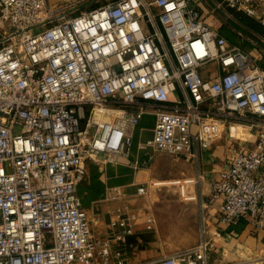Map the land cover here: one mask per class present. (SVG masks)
Segmentation results:
<instances>
[{
  "label": "built area",
  "instance_id": "1",
  "mask_svg": "<svg viewBox=\"0 0 264 264\" xmlns=\"http://www.w3.org/2000/svg\"><path fill=\"white\" fill-rule=\"evenodd\" d=\"M234 11L264 26V0H109L79 13L0 0V264H127L95 235L79 189L88 161L130 156L146 114L155 122L136 168L157 153L193 154L196 141L209 148L228 128L230 155L209 194L216 233L241 220L264 228V68L215 20L263 52L264 39ZM215 253L204 229L141 264H212Z\"/></svg>",
  "mask_w": 264,
  "mask_h": 264
},
{
  "label": "crops",
  "instance_id": "2",
  "mask_svg": "<svg viewBox=\"0 0 264 264\" xmlns=\"http://www.w3.org/2000/svg\"><path fill=\"white\" fill-rule=\"evenodd\" d=\"M234 13L241 22L264 39V26L257 18L243 12ZM215 22L221 25L231 44H238L250 52L264 68V52L259 47L250 39L239 36L230 24H220L217 19ZM209 68L217 70V65L210 64ZM154 122L153 114L143 117L136 129L130 156L119 155L115 162L109 163L88 161V174L80 185L79 192L93 221L95 235L108 239L114 250L123 252L127 264H141L143 261L181 250L182 246L198 243L206 229L207 234L215 239L216 252L219 253L222 248L225 251L234 244L244 245L257 251L256 254L264 264V228L256 230L248 220H241L230 226L222 235L216 233L220 205L218 202L210 203L209 194L212 182L219 177L223 162L230 155L233 140L228 128L225 127L227 133L209 148L202 147L196 141L193 154L176 156L171 153H157L152 161H146L136 168V160L139 157L146 158L145 152L139 154L138 141L152 135ZM231 129L235 135L244 137L248 128L237 124L232 125ZM162 159H170L172 162L166 163L165 174L162 173ZM161 178H165L163 181L168 178L176 185L163 186V190H167L165 192L182 194V188L183 191L187 189L193 194L194 204L187 206L181 201L167 202L164 208H160L158 203L148 196L149 192L138 191L142 185L147 190L149 183ZM183 182L185 187L181 185ZM188 183H193L192 188ZM110 187H113L117 196L112 201L106 196L110 193ZM164 211L171 212L170 218H182V221H178L177 230L163 229L165 234L168 231L174 236L171 239L166 238L160 229V215L165 216ZM118 214L121 215L120 218ZM149 217L153 218L151 227L148 225ZM188 218H194L195 221H189ZM114 221L122 222L114 224ZM170 242L178 243L170 245Z\"/></svg>",
  "mask_w": 264,
  "mask_h": 264
},
{
  "label": "rangeland",
  "instance_id": "3",
  "mask_svg": "<svg viewBox=\"0 0 264 264\" xmlns=\"http://www.w3.org/2000/svg\"><path fill=\"white\" fill-rule=\"evenodd\" d=\"M53 3H55L56 5L60 6L63 5L65 7V9L67 10H71L73 13H79L82 10H87V9H91L94 8L96 6H99L101 4L107 3L109 0H52ZM251 28V27H250ZM166 153V152H164ZM169 154V153H168ZM172 155V154H171ZM170 159L167 160H163L162 159V164H163V174H165V165L166 163H172L170 162ZM173 161V160H172ZM176 164V162H174ZM162 179L165 178H161L160 180L155 179L154 181H152L151 183L148 184V188H147V193L148 196L151 198V200L153 199V201H156V203H158V206L160 208H164L166 206V204H168L167 202H176V201H181L182 203H186L187 206H190L192 204H194L193 202V194L189 193L187 191V189L182 188V194L179 193H167L165 191L167 190H163V186H176L175 183H172V180L168 179L166 181H163ZM192 184L193 183H188V186H191L192 188ZM182 186H186L185 182L181 183ZM110 193L106 194V196L112 201L114 199V197L116 196V193L114 194V189L113 187H110ZM109 191V190H108ZM168 212V213H167ZM164 211V215L165 216H161L160 215V221H162V224H160V229H162V234H165V230L169 229V230H177L178 229V221H182V218H170L171 212L169 211ZM189 221H195V219H189ZM166 226V227H165ZM165 227V228H164ZM165 229V230H163ZM166 238H173L174 236L170 233L165 234ZM168 241V239H167ZM173 241V240H172ZM169 243V242H164ZM175 243L177 244L178 242H170V245H175ZM187 245L188 242H186ZM193 245L190 244L189 246ZM186 246V247H189ZM185 246H182V249ZM185 247V248H186ZM257 251L247 248L244 245H239V244H234L230 247H228L227 250L224 251V249L222 248L221 251L218 253H215V258H212V264H263L262 259L259 258L258 254H256Z\"/></svg>",
  "mask_w": 264,
  "mask_h": 264
},
{
  "label": "bare ground",
  "instance_id": "4",
  "mask_svg": "<svg viewBox=\"0 0 264 264\" xmlns=\"http://www.w3.org/2000/svg\"><path fill=\"white\" fill-rule=\"evenodd\" d=\"M233 125H237V124H233ZM244 137L248 139H254L255 135L247 129Z\"/></svg>",
  "mask_w": 264,
  "mask_h": 264
}]
</instances>
